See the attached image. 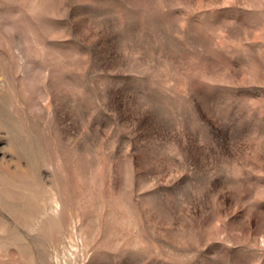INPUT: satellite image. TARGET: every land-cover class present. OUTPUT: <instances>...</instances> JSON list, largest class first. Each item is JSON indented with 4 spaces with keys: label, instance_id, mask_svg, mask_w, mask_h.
<instances>
[{
    "label": "rangeland",
    "instance_id": "rangeland-1",
    "mask_svg": "<svg viewBox=\"0 0 264 264\" xmlns=\"http://www.w3.org/2000/svg\"><path fill=\"white\" fill-rule=\"evenodd\" d=\"M0 264H264V0H0Z\"/></svg>",
    "mask_w": 264,
    "mask_h": 264
}]
</instances>
